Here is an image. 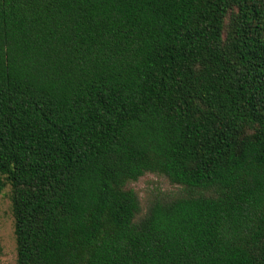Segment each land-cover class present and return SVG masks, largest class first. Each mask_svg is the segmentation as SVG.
<instances>
[{"label":"trees","instance_id":"16d2710c","mask_svg":"<svg viewBox=\"0 0 264 264\" xmlns=\"http://www.w3.org/2000/svg\"><path fill=\"white\" fill-rule=\"evenodd\" d=\"M5 185L16 264H264V0H0Z\"/></svg>","mask_w":264,"mask_h":264},{"label":"rangeland","instance_id":"374dc122","mask_svg":"<svg viewBox=\"0 0 264 264\" xmlns=\"http://www.w3.org/2000/svg\"><path fill=\"white\" fill-rule=\"evenodd\" d=\"M127 187L137 193L142 211L152 196L177 192L176 185L154 173H145L136 181L129 182ZM0 264H16L9 185L0 189Z\"/></svg>","mask_w":264,"mask_h":264}]
</instances>
